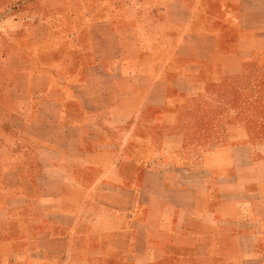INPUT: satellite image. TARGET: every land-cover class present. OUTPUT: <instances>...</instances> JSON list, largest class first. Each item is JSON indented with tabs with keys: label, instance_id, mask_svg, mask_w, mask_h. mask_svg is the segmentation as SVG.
Masks as SVG:
<instances>
[{
	"label": "crops",
	"instance_id": "0c3cea01",
	"mask_svg": "<svg viewBox=\"0 0 264 264\" xmlns=\"http://www.w3.org/2000/svg\"><path fill=\"white\" fill-rule=\"evenodd\" d=\"M18 1L0 0V254L264 264V161L231 145L190 167L169 128L264 47V0Z\"/></svg>",
	"mask_w": 264,
	"mask_h": 264
},
{
	"label": "rangeland",
	"instance_id": "374dc122",
	"mask_svg": "<svg viewBox=\"0 0 264 264\" xmlns=\"http://www.w3.org/2000/svg\"><path fill=\"white\" fill-rule=\"evenodd\" d=\"M10 1L18 0H4ZM133 3L138 6L142 0ZM224 68L228 76L209 83L205 89L200 83V91L193 89L173 109L181 113L184 124L169 128L185 133L180 151L190 167L200 164V159L208 153L223 154L231 145H244L248 149L246 156L264 161V47H255L253 56L247 60L226 62ZM156 131L155 127L137 129L142 136H155ZM246 163L249 164L244 161L243 165ZM148 261V256H141L131 264H148ZM0 264H21V260L16 255L0 254ZM167 264L178 263L171 260Z\"/></svg>",
	"mask_w": 264,
	"mask_h": 264
}]
</instances>
